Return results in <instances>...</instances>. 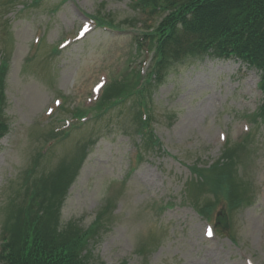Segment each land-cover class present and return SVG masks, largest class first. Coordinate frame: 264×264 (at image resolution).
Returning a JSON list of instances; mask_svg holds the SVG:
<instances>
[{"label": "rangeland", "instance_id": "obj_1", "mask_svg": "<svg viewBox=\"0 0 264 264\" xmlns=\"http://www.w3.org/2000/svg\"><path fill=\"white\" fill-rule=\"evenodd\" d=\"M130 2L26 6L30 0H0L10 129L0 142V233L6 206L22 200L26 172L32 170L33 178L52 172L65 158L71 161L79 144L93 140L60 215L63 223L78 221L86 229L112 202L110 224L92 248L93 264H264V125L252 119L261 101L254 69L235 60L178 63L150 103L157 148L138 149L128 103L62 143H53L59 136L42 139L63 118L72 125V109L91 111L109 83L133 70L145 73L151 55L138 56L133 38L152 23ZM98 14L119 29L88 22ZM242 143L247 150H240ZM226 144L239 158L234 177L243 201L234 207L232 197L218 199L210 223L196 208L212 203L215 194L197 185L213 178L206 169L224 159ZM37 153L45 155L33 168Z\"/></svg>", "mask_w": 264, "mask_h": 264}, {"label": "trees", "instance_id": "obj_2", "mask_svg": "<svg viewBox=\"0 0 264 264\" xmlns=\"http://www.w3.org/2000/svg\"><path fill=\"white\" fill-rule=\"evenodd\" d=\"M39 2L33 1L36 5ZM131 7L152 23L146 25V32L133 38L138 56L146 53L151 58L144 74L140 69L133 70L123 80H115L104 88L91 110L94 120L128 103L132 130L139 137L138 149L157 148L160 142L152 129L150 106L154 89L164 83L178 63L208 58L235 60L257 71L262 100L252 119L253 123L264 125V0H131ZM91 19L97 28H118L112 18L98 14ZM8 68L7 60H0V141L10 131L5 114ZM62 111L68 112L65 107ZM72 115L82 118L85 113L78 110ZM55 129L47 132L48 137L58 136ZM90 143L80 145L71 161H62L52 172H42L34 178L32 170L26 172L22 200L18 204L12 199L5 209L0 264H92L90 242L109 224L112 206L97 213L87 229L74 221L63 223L60 217L68 188L87 156ZM248 143H242L240 150H247ZM224 154L218 165L206 169L213 178L201 179L197 185L215 194L212 203L198 208L207 217L222 197H232L234 207L243 201L238 195L242 185L234 177L239 158L231 154L229 145L225 146ZM41 156L38 153L33 168Z\"/></svg>", "mask_w": 264, "mask_h": 264}]
</instances>
